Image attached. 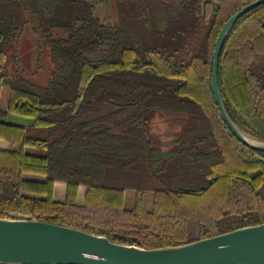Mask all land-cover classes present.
<instances>
[{"label":"trees","instance_id":"16d2710c","mask_svg":"<svg viewBox=\"0 0 264 264\" xmlns=\"http://www.w3.org/2000/svg\"><path fill=\"white\" fill-rule=\"evenodd\" d=\"M252 1L101 0L115 9L107 22L93 0H0V95L9 90L0 217L16 212L145 248L263 223L264 152L231 133L211 90L218 34ZM28 26L39 59H51L45 84L20 66ZM218 83L233 122L264 140V4L231 29ZM159 122L173 129L167 139Z\"/></svg>","mask_w":264,"mask_h":264},{"label":"water","instance_id":"95a60500","mask_svg":"<svg viewBox=\"0 0 264 264\" xmlns=\"http://www.w3.org/2000/svg\"><path fill=\"white\" fill-rule=\"evenodd\" d=\"M262 4L264 0L248 3L222 26L214 48L211 90L231 133L264 152V140L242 131L229 116L218 83L227 36L244 14ZM0 264H264V222L184 244L145 248L66 225L0 217Z\"/></svg>","mask_w":264,"mask_h":264},{"label":"rangeland","instance_id":"374dc122","mask_svg":"<svg viewBox=\"0 0 264 264\" xmlns=\"http://www.w3.org/2000/svg\"><path fill=\"white\" fill-rule=\"evenodd\" d=\"M96 2L95 12L102 19L107 22H113L116 19L115 9L112 5L101 2V0H93ZM169 2H177L179 0H165ZM151 39L146 33L142 32L141 42L143 45L150 43ZM20 66L24 72L31 77L34 81L39 84H45L50 77L51 70L53 68L51 59L48 53L42 55L39 59L38 55V36L33 32L31 26L26 27L23 35L21 36L20 45L18 48ZM1 106L7 108L8 106V87L4 86L1 89L0 95ZM28 121V120H27ZM161 121V120H160ZM29 124V122H27ZM173 129L169 127L164 122H159L155 126V131L160 134L163 138L167 139V134H169ZM44 129H30L28 128V133L35 136H44ZM135 195L133 192L129 191L126 198V206L128 205L129 199ZM153 201V193H147L145 195V207L150 209ZM11 218H31L28 215H23L16 212H11Z\"/></svg>","mask_w":264,"mask_h":264},{"label":"crops","instance_id":"0c3cea01","mask_svg":"<svg viewBox=\"0 0 264 264\" xmlns=\"http://www.w3.org/2000/svg\"><path fill=\"white\" fill-rule=\"evenodd\" d=\"M9 91V90H8ZM9 94V93H8ZM0 104H1V101H0ZM2 107V106H1ZM3 108V107H2ZM3 109H6V108H3ZM9 119L13 120V121H17V122H21V123H24L26 125H28L27 122H29V124L31 123V120L28 119V118H24V117H21V116H16V115H13L11 116ZM28 120V121H27ZM128 193V192H127ZM126 198H127V195H126ZM130 201L128 202V205L132 206L133 203H134V196L132 195V197L129 199Z\"/></svg>","mask_w":264,"mask_h":264}]
</instances>
